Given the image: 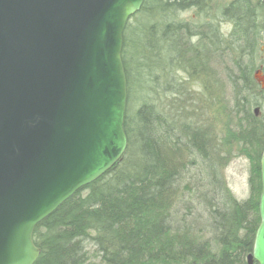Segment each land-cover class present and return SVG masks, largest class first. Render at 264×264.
<instances>
[{"label": "trees", "instance_id": "16d2710c", "mask_svg": "<svg viewBox=\"0 0 264 264\" xmlns=\"http://www.w3.org/2000/svg\"><path fill=\"white\" fill-rule=\"evenodd\" d=\"M263 44L264 0H145L124 33L127 151L37 226L36 264H88L89 247L102 264H249L261 224ZM235 146L252 160L244 201L222 175ZM195 168L204 193L182 189ZM183 190L200 194L210 239L176 221Z\"/></svg>", "mask_w": 264, "mask_h": 264}, {"label": "water", "instance_id": "95a60500", "mask_svg": "<svg viewBox=\"0 0 264 264\" xmlns=\"http://www.w3.org/2000/svg\"><path fill=\"white\" fill-rule=\"evenodd\" d=\"M144 1L0 0V264H36L37 226L125 155L124 33ZM260 167L249 264H264V151Z\"/></svg>", "mask_w": 264, "mask_h": 264}, {"label": "rangeland", "instance_id": "374dc122", "mask_svg": "<svg viewBox=\"0 0 264 264\" xmlns=\"http://www.w3.org/2000/svg\"><path fill=\"white\" fill-rule=\"evenodd\" d=\"M233 0H222L223 3H230ZM192 14H188L186 17H189ZM226 32L230 31V28L227 27ZM224 31V32H225ZM261 55L257 60V66L259 69H262L264 73V44L260 49ZM257 69V70H259ZM147 91L146 89H144ZM136 100V98H135ZM134 100L133 109L137 106V102ZM140 106V105H139ZM137 106V107H139ZM255 112V110H254ZM259 116L261 117L262 112L259 111ZM218 128V126H217ZM216 128V129H217ZM220 132V127H219ZM247 153L242 152L236 146L232 148V158L227 162V165L222 169V175L228 186L231 193L236 197L239 201L247 200L250 196V179H251V168H252V160L251 158L246 155ZM203 170L199 168H195L191 172V177L187 178L185 183L182 185V189L185 185H189L190 187L195 189L197 184L200 186L201 191L204 193L206 179L204 178L203 174L201 173ZM193 175V176H192ZM201 175V176H200ZM198 177L197 179L195 178ZM196 180V181H195ZM195 184V186H193ZM196 193V195H195ZM200 194L197 193L195 190L194 193H189L188 191L183 190L182 197L180 201H177L178 205L175 209V216L177 217L176 221L185 220V221H192L195 223V231L196 233H201V238L203 239H210V234L207 230V211L202 204L200 199ZM179 200V199H178ZM90 253V262L88 264H102L100 258L95 253V249L93 247H89Z\"/></svg>", "mask_w": 264, "mask_h": 264}]
</instances>
